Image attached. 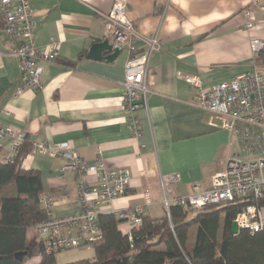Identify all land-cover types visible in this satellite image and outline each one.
<instances>
[{
  "label": "crops",
  "instance_id": "obj_1",
  "mask_svg": "<svg viewBox=\"0 0 264 264\" xmlns=\"http://www.w3.org/2000/svg\"><path fill=\"white\" fill-rule=\"evenodd\" d=\"M29 1L38 48L58 58L43 64V90L18 93L23 79L11 55L0 0V127L24 134L31 144L69 143L90 164L102 160L109 168L128 169L130 187L111 205H101L100 214L143 206V215L164 217L163 175L177 176L171 197L210 189L236 147L229 145V133L217 126L214 116L198 106L197 89L180 75L197 76L210 87L251 71L255 58L250 41L264 39L262 6L256 0H129L127 16L142 37L139 52L152 37L160 43L149 62V92L138 113L141 136L136 138L123 103L127 52L110 64L88 59L92 37L108 35L105 16L113 0ZM248 9L254 11L253 29L246 27ZM12 142L10 137L3 141L0 162L6 161ZM63 164L65 160L48 154H30L23 164L25 171L41 173V197H54V217L81 209L77 177L62 175ZM89 180L96 184L94 175ZM146 193L152 202L148 206ZM119 229L126 235L130 225L122 222ZM86 249L58 253L56 261L94 260V249Z\"/></svg>",
  "mask_w": 264,
  "mask_h": 264
},
{
  "label": "built area",
  "instance_id": "obj_2",
  "mask_svg": "<svg viewBox=\"0 0 264 264\" xmlns=\"http://www.w3.org/2000/svg\"><path fill=\"white\" fill-rule=\"evenodd\" d=\"M264 11V0H256ZM129 0H113L111 11L105 16L106 28L113 37L114 46L128 54L123 82V103L128 127L134 137L141 136L139 111L146 107L149 89L147 79L152 55L160 49L158 37L146 40V50L139 52L142 39L132 20L127 16ZM4 13V30L13 43L11 55L17 58L22 75L18 93L25 90L41 91L43 64L54 63L58 55L52 51H41L33 37L35 22L29 0H1ZM246 27L253 29L254 11L246 10ZM255 64L251 71L229 81L206 87L197 76L180 75L197 89L198 106L210 112L217 126L230 135L229 145L236 151L226 160L223 169L212 178L210 189L187 196L171 197L170 185L176 175H163L161 185L165 212L170 214L172 206L185 209H203L212 205L234 202L243 203L235 218L238 232L251 234L264 231V39L250 41ZM263 69H262V68ZM12 138L7 163L18 156L26 140L24 134L11 127H0V148L6 138ZM30 154H48L65 160L62 175L72 172L77 177V196L80 211L67 216H52L54 197H41V206L46 212L44 220L36 227V235L47 255L85 248H94L102 239L100 226L101 205H111L122 197L131 185L132 174L125 168H109L102 160L90 164L69 143L50 145L44 141L32 144ZM96 177V184L89 177ZM149 194H145V205H151ZM122 222L130 225L126 233L142 224L143 206L127 207L114 213Z\"/></svg>",
  "mask_w": 264,
  "mask_h": 264
},
{
  "label": "trees",
  "instance_id": "obj_3",
  "mask_svg": "<svg viewBox=\"0 0 264 264\" xmlns=\"http://www.w3.org/2000/svg\"><path fill=\"white\" fill-rule=\"evenodd\" d=\"M31 149L26 139L12 163L0 162V264H28L36 258L38 264H58L56 255L44 252L37 235L28 239L46 217L42 175L23 169ZM242 206L239 200L199 210L172 206L169 216L160 219L142 215L132 238L120 231L122 221L115 214H100L103 237L94 246L95 259L68 264H117L125 259V264H264V231L233 232ZM196 226V240L188 250L189 232ZM24 251L28 255L17 261L15 254Z\"/></svg>",
  "mask_w": 264,
  "mask_h": 264
},
{
  "label": "water",
  "instance_id": "obj_4",
  "mask_svg": "<svg viewBox=\"0 0 264 264\" xmlns=\"http://www.w3.org/2000/svg\"><path fill=\"white\" fill-rule=\"evenodd\" d=\"M92 40L94 41V43L89 50L88 59L110 64L115 62L117 58L124 52L123 50L114 46L113 37L109 33L105 37L101 38L92 37ZM233 232L235 234L238 233V228L235 223L233 225ZM27 255V251L19 252L15 254V259L22 262ZM126 261L127 259H125L124 261H117V264H125Z\"/></svg>",
  "mask_w": 264,
  "mask_h": 264
},
{
  "label": "rangeland",
  "instance_id": "obj_5",
  "mask_svg": "<svg viewBox=\"0 0 264 264\" xmlns=\"http://www.w3.org/2000/svg\"><path fill=\"white\" fill-rule=\"evenodd\" d=\"M264 62V61H263ZM196 214V211H194L192 213L191 216H194ZM197 230H198V227H194L190 230L189 232V240H188V250L192 248V246L194 245L195 243V240H196V235H197ZM36 235V232L34 230L30 231L28 233V238H32ZM220 236H221V232H220ZM91 249V248H90ZM94 249V248H93ZM84 250H87L86 248ZM82 251V250H81ZM62 261H66V260H61V258H58L57 257V262L60 264L62 263Z\"/></svg>",
  "mask_w": 264,
  "mask_h": 264
}]
</instances>
